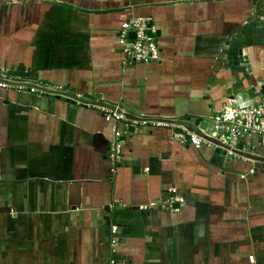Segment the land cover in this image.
Segmentation results:
<instances>
[{
  "label": "crops",
  "instance_id": "obj_1",
  "mask_svg": "<svg viewBox=\"0 0 264 264\" xmlns=\"http://www.w3.org/2000/svg\"><path fill=\"white\" fill-rule=\"evenodd\" d=\"M134 16L151 18L157 58L119 49ZM0 69L139 120L111 170L98 106L0 88V264H264V163L172 125L264 100V0H0Z\"/></svg>",
  "mask_w": 264,
  "mask_h": 264
},
{
  "label": "built area",
  "instance_id": "obj_2",
  "mask_svg": "<svg viewBox=\"0 0 264 264\" xmlns=\"http://www.w3.org/2000/svg\"><path fill=\"white\" fill-rule=\"evenodd\" d=\"M151 18L149 16H134L121 22L118 31V47L128 61H146L158 56V45L151 31ZM130 32L134 35L131 36ZM29 83V84H27ZM15 87L19 90L34 93H48L44 88L61 89L41 81L24 78L16 73L0 69V88ZM42 87V88H41ZM63 90V89H62ZM75 101V100H74ZM78 102V101H77ZM89 105V104H87ZM97 106V105H96ZM105 120L112 124L113 138L108 144L106 155L110 161V169L115 170L122 155V125L138 123V119L126 117L123 112L103 106H98ZM141 121L147 122V119ZM155 125L170 126L167 121L148 120ZM176 131L173 135L183 143H189L195 148L209 145L225 152V155L240 156L252 159L245 155L251 153L264 156V100L249 105L225 104L212 115L205 128L198 127V131L189 129L186 123H173ZM250 138L248 148H244L245 138ZM256 163H264L252 159ZM251 167L250 172H254ZM117 225L110 227V244H118L116 237ZM251 264L253 256H250ZM108 264H130L127 261L110 259Z\"/></svg>",
  "mask_w": 264,
  "mask_h": 264
},
{
  "label": "water",
  "instance_id": "obj_3",
  "mask_svg": "<svg viewBox=\"0 0 264 264\" xmlns=\"http://www.w3.org/2000/svg\"><path fill=\"white\" fill-rule=\"evenodd\" d=\"M130 35L133 36L134 33L130 32ZM238 54H239L240 60L245 63V67H247V69H248L249 65H248L247 55L242 54V50L241 49L238 50ZM27 84H29V83H27ZM44 89L48 93L54 94L56 96L65 95V96L70 97L73 100L78 101L79 103H82L84 105L89 104V105H97V106H103V107H107V108H111V109H116L119 112H123V114L126 117L135 118L134 115H132L130 112L125 111L122 108V106H118V105H115V104H112V103H109V102L101 101L100 100V97H101L100 95H95V97H96L95 99H90V98H86V97H83V96H77L73 92H67V91H64L62 89L59 90V89H53V88H49V87L48 88H44ZM261 93H262V95L264 97V83L261 85ZM206 125H207V122L205 120H202V121L199 122V127L205 128ZM192 128H194V130L198 131V128H196V126H194ZM216 151L218 152V151H221V150L219 148H216ZM221 152H222V154H225L224 151H221ZM245 155H247L248 157H251L252 159L264 162V156L254 155V154H251V153H245Z\"/></svg>",
  "mask_w": 264,
  "mask_h": 264
}]
</instances>
